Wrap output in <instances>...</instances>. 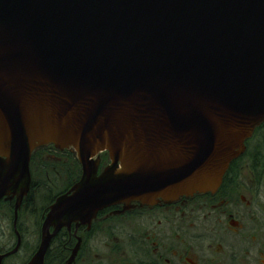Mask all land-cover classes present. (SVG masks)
<instances>
[{"label":"water","instance_id":"water-1","mask_svg":"<svg viewBox=\"0 0 264 264\" xmlns=\"http://www.w3.org/2000/svg\"><path fill=\"white\" fill-rule=\"evenodd\" d=\"M263 122L264 0H0V200L15 231L35 149L70 148L81 166L27 264L108 206L214 192Z\"/></svg>","mask_w":264,"mask_h":264},{"label":"flooded vegetation","instance_id":"flooded-vegetation-1","mask_svg":"<svg viewBox=\"0 0 264 264\" xmlns=\"http://www.w3.org/2000/svg\"><path fill=\"white\" fill-rule=\"evenodd\" d=\"M33 155L45 173L66 174L67 179L75 167L80 177L81 166L70 148L58 150L46 144ZM95 158L98 172L110 162L106 152ZM45 160L53 165L45 167ZM23 200L18 213L25 211ZM12 203L2 199L0 207ZM124 207L116 204L100 210L89 227L72 224L60 230L43 264H65L77 243L70 264H264V123L245 142L244 152L230 162L214 192ZM23 231L17 221L15 231L13 219L10 231L0 230L2 264H27L36 252L40 234L36 241L29 237L31 246L25 238L30 233Z\"/></svg>","mask_w":264,"mask_h":264},{"label":"rangeland","instance_id":"rangeland-1","mask_svg":"<svg viewBox=\"0 0 264 264\" xmlns=\"http://www.w3.org/2000/svg\"><path fill=\"white\" fill-rule=\"evenodd\" d=\"M43 165L45 167H49L53 165L52 161L45 160L43 161ZM31 175L33 180H37L41 184V188L35 189V192L32 193V205L34 206V211H30L32 206L30 208L25 209V211L20 210L18 213V225H22L25 232H29V235H25V238L33 237L36 241V237L40 234V226L42 222V218L47 210L46 207V196L47 195H54L56 193H59L63 190H65L71 183L72 180L76 175H78V169L75 167H72L71 170V176L66 179V174H62L60 177L55 174L54 172H51V170L48 173H45L41 170V167H38L36 163L30 168ZM68 172H70V168H67ZM66 171H63L65 173ZM36 181V182H37ZM62 193V192H61ZM5 205V204H4ZM44 205V208H42ZM6 206V205H5ZM46 207V208H45ZM22 209V208H21ZM13 219V203L11 205L7 204L6 207H0V230H11V222ZM23 231V232H24ZM24 232V233H25ZM26 234V233H25ZM30 245L32 246L33 239L29 238Z\"/></svg>","mask_w":264,"mask_h":264},{"label":"trees","instance_id":"trees-1","mask_svg":"<svg viewBox=\"0 0 264 264\" xmlns=\"http://www.w3.org/2000/svg\"><path fill=\"white\" fill-rule=\"evenodd\" d=\"M34 155L32 156V160H31V162H30V168H32V166L34 165ZM31 171V170H30ZM74 178H78V175H76ZM37 180H31V185H30V191H29V194L25 197V199L23 200V204H24V206H25V209H27V208H30L31 206H32V202H31V199H32V193H33V191L35 192V189H38V188H41V189H43L42 187H41V184H39L40 182H36ZM66 190V189H65ZM65 190H63V191H61V192H64ZM61 192H59V193H56V194H54V195H52V196H50V195H47L46 196V200H48L47 202H46V207H48L52 202H53V200L55 199V197L58 195V194H60ZM23 206V207H24ZM45 207V208H46ZM42 208H44V205H43V207Z\"/></svg>","mask_w":264,"mask_h":264}]
</instances>
